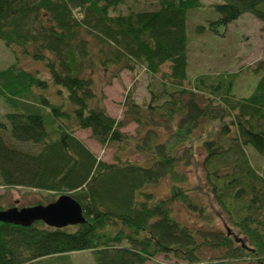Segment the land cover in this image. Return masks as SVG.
I'll return each instance as SVG.
<instances>
[{
    "label": "trees",
    "instance_id": "16d2710c",
    "mask_svg": "<svg viewBox=\"0 0 264 264\" xmlns=\"http://www.w3.org/2000/svg\"><path fill=\"white\" fill-rule=\"evenodd\" d=\"M133 1L0 0V40L16 59L0 69V185L44 194L29 206L69 193L87 219L63 228L0 221V264H53L87 250L96 264H145L158 254L200 264L204 249L223 251L218 257L228 260L218 264H264V168L251 158L254 152L264 158V61L252 71L259 80L247 96L235 92L240 71L191 78L188 18L202 0H153L151 8ZM209 9L211 31L221 33L250 13L263 23L264 37V0H221ZM23 58L43 63L47 76L25 67ZM167 63L170 71L162 72ZM140 66L158 77L148 86L150 100L140 104L130 89L124 118L111 116L96 73L110 83ZM131 121L138 139L122 130ZM215 122L199 136L204 175L243 237L192 227L173 212L181 202L206 214L178 167L193 156L186 141ZM168 124L174 128L165 135L161 127ZM80 129L91 130L103 147H117L113 161L99 158L75 134ZM131 146L144 162L123 156ZM165 177L171 188L161 197L150 187Z\"/></svg>",
    "mask_w": 264,
    "mask_h": 264
},
{
    "label": "rangeland",
    "instance_id": "374dc122",
    "mask_svg": "<svg viewBox=\"0 0 264 264\" xmlns=\"http://www.w3.org/2000/svg\"><path fill=\"white\" fill-rule=\"evenodd\" d=\"M134 2L133 0H128ZM221 0H202L204 7L202 9L190 12L188 18V34H189V75L194 78L198 74H210L213 78L225 70L240 71V76L236 83L235 92L238 95H249L258 83L259 76L252 71L256 69L261 61H264V37L262 32L263 23L250 13L243 14L227 27H220L221 33L211 31L207 26L208 20H211L212 13L210 5ZM128 2V4H129ZM138 8H151L155 4L153 0L137 1ZM206 8V9H205ZM128 5L124 6L126 11ZM214 13V12H213ZM216 17V13H214ZM78 18H82V14L76 11ZM205 25L207 29L203 32L198 30V26ZM16 61L14 53L11 49L0 40V69L6 68ZM22 64L30 70H41L44 76H47L44 64L33 61L29 58H23ZM170 71V64L162 67V72ZM262 74V72H259ZM160 76V74L158 75ZM157 78L151 76L147 70L140 66L135 72L124 70L121 78H114L110 83V76L105 75L103 71L96 73L97 90L103 97V102L107 112L117 118L123 119L125 116L124 101L126 94L130 89L135 90L136 100L143 104L150 100L149 84L157 81ZM188 85V81L185 82ZM54 92V91H53ZM0 107L3 109V102L0 99ZM170 125V124H168ZM161 127V132L165 135L169 134L174 128L170 126ZM212 127L207 125V130H196L191 138L183 145H191L194 149L193 156L189 158V162L184 161L178 169L186 175L184 187L200 205L205 207L206 214H199L185 203L175 202L173 204L174 215L182 222L197 228H211V226L222 229L225 232H232L237 237H243L238 229L233 225L230 217L223 211L222 207L216 201L214 195L210 191L204 175L202 162L205 157V151L201 144L199 136L211 128H217L218 122L212 123ZM122 130L134 138L138 139V124L134 121L129 122ZM85 144L101 159L112 162L117 152V147H103L95 139L91 137V130L80 129L75 133ZM183 151V150H182ZM254 152V151H253ZM144 162L146 157L144 153H137L133 146L123 153L124 157H129ZM252 163L261 165L264 168V158L260 157L256 152L251 154ZM188 160V159H187ZM170 180L168 177L163 178L160 182L150 187L161 197H167L170 192ZM36 189L26 187L6 188L0 185V203L4 206L13 205L18 201V206H29L43 198ZM223 255V251L204 249V261L200 264H218L219 261H227V258H219ZM218 260V261H216ZM61 262L62 264H96L95 254L92 251H78L69 254V257L56 258L53 264ZM244 261L230 259L226 264H244ZM145 264H187L183 260H179L173 254H158L156 257L148 260Z\"/></svg>",
    "mask_w": 264,
    "mask_h": 264
},
{
    "label": "water",
    "instance_id": "95a60500",
    "mask_svg": "<svg viewBox=\"0 0 264 264\" xmlns=\"http://www.w3.org/2000/svg\"><path fill=\"white\" fill-rule=\"evenodd\" d=\"M39 220L56 228L87 222L81 204L69 193L60 195L48 204L23 207L15 204L8 208L0 207V221L30 226Z\"/></svg>",
    "mask_w": 264,
    "mask_h": 264
}]
</instances>
